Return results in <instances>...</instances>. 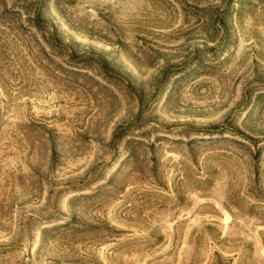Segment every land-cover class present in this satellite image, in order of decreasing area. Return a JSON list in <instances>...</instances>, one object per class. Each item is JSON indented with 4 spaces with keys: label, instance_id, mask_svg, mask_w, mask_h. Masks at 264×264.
Segmentation results:
<instances>
[{
    "label": "rangeland",
    "instance_id": "374dc122",
    "mask_svg": "<svg viewBox=\"0 0 264 264\" xmlns=\"http://www.w3.org/2000/svg\"><path fill=\"white\" fill-rule=\"evenodd\" d=\"M0 264H264V0H0Z\"/></svg>",
    "mask_w": 264,
    "mask_h": 264
}]
</instances>
